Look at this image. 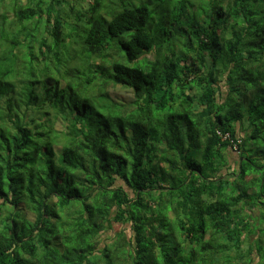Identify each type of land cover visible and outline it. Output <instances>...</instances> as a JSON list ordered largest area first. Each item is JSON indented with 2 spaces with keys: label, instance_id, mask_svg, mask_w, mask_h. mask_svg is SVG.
Returning <instances> with one entry per match:
<instances>
[{
  "label": "trees",
  "instance_id": "obj_1",
  "mask_svg": "<svg viewBox=\"0 0 264 264\" xmlns=\"http://www.w3.org/2000/svg\"><path fill=\"white\" fill-rule=\"evenodd\" d=\"M0 195V264H264V0H0Z\"/></svg>",
  "mask_w": 264,
  "mask_h": 264
},
{
  "label": "rangeland",
  "instance_id": "obj_2",
  "mask_svg": "<svg viewBox=\"0 0 264 264\" xmlns=\"http://www.w3.org/2000/svg\"><path fill=\"white\" fill-rule=\"evenodd\" d=\"M70 5V4H69ZM149 58H153V54H149ZM52 66H50V70H52ZM222 85V83H220ZM223 88L221 89L222 92L220 94L223 96L224 95V89L225 87L222 86ZM113 95L118 97L119 100L128 102L130 101V98L132 96V92L130 90L123 89L122 87L118 86L115 89H113ZM220 98V97H219ZM251 98V92L248 93L247 96L243 97V100L246 102ZM65 103V102H64ZM65 106L61 105L59 108H64ZM3 111H5V108H3ZM28 117H30V112L27 113ZM29 119V118H27ZM36 125L40 129H45V133L49 134V137H45L47 142L50 144L52 143L54 145H62L65 144V123L67 121L65 118L62 116V114L58 113L56 110H50L49 112L45 113V116L40 115L39 119L35 121ZM12 125V123H9ZM2 126V125H1ZM5 131H9V127L7 126V123L4 122V125L2 126ZM5 137H8V134H5ZM9 138V137H8ZM46 143V142H45ZM246 146L250 147L251 142L249 140L246 141ZM229 154H227V158L229 160V163L231 165L230 171H233L234 169L237 168V162L235 160H238V154L236 151L233 149L229 148ZM227 171H224L226 173ZM121 184V182H119ZM124 188L127 190L126 186ZM5 197L0 195V201L3 200ZM254 202V201H253ZM252 202V203H253ZM264 202V200H263ZM49 203H52L51 200H49ZM80 203V202H79ZM254 210L251 212L252 216H254L255 219H253V224H248L247 229L245 231V237L251 238L254 243H259L258 238L262 241L261 243H264V209L260 208L257 203H253ZM57 210H59L57 208ZM23 211L20 210V208H16L13 205H8L6 204L5 207L3 208L2 211H0V230L6 231L7 228V223L11 222V220L15 219L16 223H22L24 221ZM25 215L28 220H32L34 215L30 211L25 212ZM24 215V216H25ZM245 219V218H244ZM123 230L127 237L131 236V229L130 226L127 224H117L114 223L112 224V228L109 230H106L105 232H102L99 237V246L98 248H102L104 245L109 244L115 237V233ZM252 235V236H251ZM258 259L254 258V261L251 264H257Z\"/></svg>",
  "mask_w": 264,
  "mask_h": 264
},
{
  "label": "crops",
  "instance_id": "obj_3",
  "mask_svg": "<svg viewBox=\"0 0 264 264\" xmlns=\"http://www.w3.org/2000/svg\"><path fill=\"white\" fill-rule=\"evenodd\" d=\"M236 127H237V130H238V132H239V134H243V133H241V129L239 128V125L238 124H236ZM229 149V148H228ZM226 150V154H229V150ZM228 159V158H227ZM236 162H237V165H238V161H239V158H238V160H235ZM228 164H229V166H230V168H231V165H230V163H229V160H228Z\"/></svg>",
  "mask_w": 264,
  "mask_h": 264
},
{
  "label": "built area",
  "instance_id": "obj_4",
  "mask_svg": "<svg viewBox=\"0 0 264 264\" xmlns=\"http://www.w3.org/2000/svg\"><path fill=\"white\" fill-rule=\"evenodd\" d=\"M225 137H226V136H224L223 138H225ZM239 142H240V141H238V143H239ZM234 149H236V146H235V148H234ZM234 149H233V150H234Z\"/></svg>",
  "mask_w": 264,
  "mask_h": 264
},
{
  "label": "clouds",
  "instance_id": "obj_5",
  "mask_svg": "<svg viewBox=\"0 0 264 264\" xmlns=\"http://www.w3.org/2000/svg\"><path fill=\"white\" fill-rule=\"evenodd\" d=\"M235 151V150H234ZM237 152V151H236ZM238 154V153H237Z\"/></svg>",
  "mask_w": 264,
  "mask_h": 264
}]
</instances>
